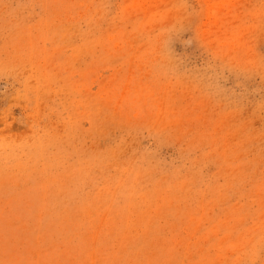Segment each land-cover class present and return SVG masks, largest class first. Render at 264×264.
<instances>
[{"label":"rangeland","instance_id":"obj_1","mask_svg":"<svg viewBox=\"0 0 264 264\" xmlns=\"http://www.w3.org/2000/svg\"><path fill=\"white\" fill-rule=\"evenodd\" d=\"M0 264H264V0H0Z\"/></svg>","mask_w":264,"mask_h":264}]
</instances>
